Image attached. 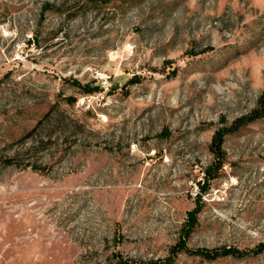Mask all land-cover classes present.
<instances>
[{"label":"rangeland","instance_id":"obj_1","mask_svg":"<svg viewBox=\"0 0 264 264\" xmlns=\"http://www.w3.org/2000/svg\"><path fill=\"white\" fill-rule=\"evenodd\" d=\"M262 94L264 0H0V264L166 258ZM222 148L189 245L253 250L264 117Z\"/></svg>","mask_w":264,"mask_h":264},{"label":"trees","instance_id":"obj_2","mask_svg":"<svg viewBox=\"0 0 264 264\" xmlns=\"http://www.w3.org/2000/svg\"><path fill=\"white\" fill-rule=\"evenodd\" d=\"M108 2L110 0H104ZM137 81V80H131ZM74 83L79 86L84 93L93 94L99 92L102 88L99 85H93L90 82L82 83L78 80H74ZM264 117V94L261 95L259 100V107L255 109L250 115L238 118L231 126L222 127L218 129L212 139L211 148L214 154V160L210 166L205 170L206 182L200 183L201 190L195 197V205L192 209L188 210L187 217L181 227L180 235L177 242L171 247V254L166 258L150 260L143 262L142 264H170L175 261V257L179 253H187L190 255L200 256L204 259L214 260L219 257H244L246 255H255L257 253L264 252V241L257 244L253 250H242L234 246H221V247H191L189 245V238L196 227L199 225V215L204 207L203 194L210 189L211 179L216 177L214 170L222 168L225 161V152L223 150L224 138L228 133L237 131L242 125L255 121L256 119ZM118 264H138L130 260H124L123 256L117 254Z\"/></svg>","mask_w":264,"mask_h":264}]
</instances>
